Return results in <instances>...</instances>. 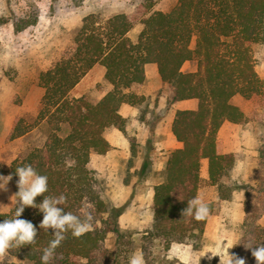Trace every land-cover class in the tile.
I'll return each mask as SVG.
<instances>
[{
	"label": "trees",
	"instance_id": "obj_1",
	"mask_svg": "<svg viewBox=\"0 0 264 264\" xmlns=\"http://www.w3.org/2000/svg\"><path fill=\"white\" fill-rule=\"evenodd\" d=\"M145 11L136 42L128 36L134 18L125 13L108 18L88 14L75 30L73 45L40 72L38 84L44 92L35 123L24 128L17 119L8 139L27 133L41 120L48 124L47 139L0 168V175L14 180L25 172L35 176L32 188L15 185L13 206L0 212V227L9 228L7 253L21 260L6 264H119L121 256L129 257V249L104 247L109 232L119 241L126 238L118 221L123 209L103 198L89 162L92 152L111 148L104 136L108 128L125 131L120 105L143 101L128 89L145 82L147 63L157 65L169 87V104L184 99L198 103L175 112L171 130L182 146L169 150L163 178L153 187V220L140 245L145 264H152L148 244L157 242L163 250L173 242L193 243L196 250L204 245L207 219L218 203L197 200L202 158L208 159L209 183L217 186L219 201H230L241 188L231 177L237 157L219 150L217 133L226 121L247 120L231 102L233 96L264 97V80L250 49L252 43L264 44V0H177L168 11ZM5 21L0 16V25ZM35 21L15 20L14 28L20 31ZM192 60L197 69L183 71V64ZM97 64L112 89L96 102L85 94L72 95ZM259 152L264 160V147ZM260 177L264 186V174ZM259 217L256 210L248 211L247 230L229 264H254L264 245Z\"/></svg>",
	"mask_w": 264,
	"mask_h": 264
},
{
	"label": "rangeland",
	"instance_id": "obj_2",
	"mask_svg": "<svg viewBox=\"0 0 264 264\" xmlns=\"http://www.w3.org/2000/svg\"><path fill=\"white\" fill-rule=\"evenodd\" d=\"M176 2L0 0V16L6 19L0 25V168L44 145L48 135L45 120L19 137L8 139V135L17 119H21L20 124L24 128L35 123L44 92L38 84V76L59 61L65 50L73 45L75 30L85 16L95 13L100 18H108L117 13L127 14L135 19L128 36L136 42L143 27L141 13L148 10L147 6H151L149 11H145L149 14L158 10L168 11ZM33 18L35 23L20 31L15 30V20L27 22ZM250 46L255 70L264 80V44L252 43ZM196 69L195 60L188 61L182 68L186 72ZM108 90L110 84L104 77V68L97 64L75 86L72 95L85 94L96 102ZM160 96L168 100L170 89L166 84L136 105L134 120H126L125 131L116 127L106 130L105 138L114 142L107 152L90 154L89 167L96 177L97 189L106 201L123 209L118 221L126 238L119 241L114 233L109 232L103 242L105 248L114 250L119 245L121 249L131 251L127 259L121 256L119 264H145L140 249L141 236L152 223L153 187L163 178L164 165L171 150L161 145L164 124L158 118L162 111L157 113L149 106L151 103L157 105ZM195 101L198 103L197 99ZM231 102L245 113L247 120L224 124L217 133V141L221 152L235 153L237 163L231 177L241 188L230 201L215 200L217 210L212 214L209 228L205 229L204 245L200 250L194 249L193 243L173 242L168 250H163L157 242L148 244L152 251L149 257L152 264H206L207 260L214 258L216 260L212 264H229L234 248L247 230L248 211L256 210L260 214L258 222L264 225V186L260 177L264 174V160L259 152L264 147V97L247 99L235 95ZM116 129L120 134L114 133ZM16 184L32 188L35 176L25 172L14 180L8 174L0 175V212H7L13 206ZM217 193V186L201 178L197 193L199 202L217 196ZM131 239L133 241L129 244L127 241ZM8 243L9 228L0 227V264L21 262L18 257L8 255ZM254 264H264V245L258 249Z\"/></svg>",
	"mask_w": 264,
	"mask_h": 264
},
{
	"label": "crops",
	"instance_id": "obj_3",
	"mask_svg": "<svg viewBox=\"0 0 264 264\" xmlns=\"http://www.w3.org/2000/svg\"><path fill=\"white\" fill-rule=\"evenodd\" d=\"M187 62H185V63H187ZM185 63L183 64V66L185 65ZM183 66H182V68H183ZM150 74L153 75L152 78L150 77ZM145 75H146L145 82L143 84H139L140 85L139 88H134V87H136V85H133L131 88L128 89V91H132V92H135L136 94H138L140 96H143L144 100H146L149 96H152L153 94H155L157 89L159 87H161L162 84H164L160 78V75L158 73V67L155 63H147L145 65ZM151 79H153V81ZM111 89H112V85L110 84V90ZM104 94L105 93H103L102 96ZM167 104L169 105L168 107L166 106ZM149 106L152 107V109H155V111L157 113L162 111V114L159 113V118H158L159 120L163 121L162 124H164V127H163L164 136L161 140L162 147H165L166 149H171V150L181 147L182 143L180 141H178L175 138L174 134L172 133V130H171L172 122H173V119L175 116V112L178 109H194V108H196L197 102L195 101V99H184V100L176 101L172 104H169L167 97L160 96V100L158 101L157 105L155 103H151V104H149ZM165 107H166V109H164ZM152 109H151V111L153 112L154 110H152ZM136 110H137L136 105H131L128 103H122L120 105V108H119V113L126 120H129L130 118L132 120H134V113ZM226 123H231V122L226 121L222 124V126ZM114 133H116V135H118V133L120 134L118 129H116L114 131ZM109 143H110V145H114V142H112L111 140ZM200 171H201V173H200L201 178L204 177L205 179L209 180L208 159L207 158L201 159ZM198 191H199V189H198ZM215 200H219L218 193H217V196L215 195V196L209 197L205 200H202V202L200 201V203H206V202L215 201ZM220 202H222V201H220ZM212 219L213 218H212V214H211L208 216L205 229L209 228V224H210ZM204 233H205V231H204Z\"/></svg>",
	"mask_w": 264,
	"mask_h": 264
}]
</instances>
